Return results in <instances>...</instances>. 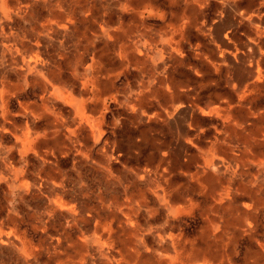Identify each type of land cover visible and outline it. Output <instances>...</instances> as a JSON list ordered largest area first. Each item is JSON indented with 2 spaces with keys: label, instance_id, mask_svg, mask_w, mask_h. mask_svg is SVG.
Returning a JSON list of instances; mask_svg holds the SVG:
<instances>
[{
  "label": "bare ground",
  "instance_id": "bare-ground-1",
  "mask_svg": "<svg viewBox=\"0 0 264 264\" xmlns=\"http://www.w3.org/2000/svg\"><path fill=\"white\" fill-rule=\"evenodd\" d=\"M144 1L148 0H131L130 3L120 0L124 2L121 3L123 11L128 10L130 4ZM43 3L46 6H42ZM67 3L68 0H32L23 6L16 4L15 0H0V184L3 182L8 184L9 192L18 195L20 203H25L29 196H40L44 190H47L50 196L47 206L34 221V227L46 236L39 244L34 243L29 231L19 227L18 223L23 220V215L17 209L9 206L5 212L0 211V264H6L4 262L6 252L11 253L16 260H21L23 264H264L261 258L240 263L226 256L227 249L220 253V247H217L215 257L200 255L199 247L194 241L191 240V243L187 244L183 234L171 228L181 216L190 215L194 211L195 200L187 190L173 186L172 181L168 179L173 173V167L169 166L166 154L156 166L131 168L126 183H118L119 185L115 187L116 192L111 193L106 199L100 197L96 204L91 203V193L82 185L71 198L63 196L71 188L67 187L56 152L62 153L61 147L65 143L70 144V151L80 153L88 162V143L90 141L94 145L103 143L102 152L108 163L103 164L104 167L97 162L95 164L109 176L111 179L108 180L109 184H114L111 167L114 151L106 147V141L101 140V132L97 129L100 119L94 116L100 98L98 87L104 86L112 77L101 61L112 64L113 59L110 55L97 56V63L101 69L99 72L108 71L104 73L105 80L98 76L103 73L93 76L88 75L90 73L87 70L82 72L81 65L85 54L80 52L79 38L85 37L86 34L78 33L73 19L76 11L72 5L67 7ZM43 8L48 9V17H52L49 19L45 16L40 22L34 17L38 16ZM33 18L34 25L30 24L34 26L31 36L17 27L20 20L27 24L33 22ZM239 19L242 21L244 18L241 16ZM247 21L253 26L258 24L256 18L250 17ZM262 22L264 25V21ZM171 25L173 32L181 27ZM120 28L112 29L108 25L101 28L99 37L106 40L105 52L116 51L119 56L123 52L124 43L117 44V41L124 39L118 33ZM174 33L161 37V48L145 41V47L149 51L145 55L153 51L159 59L164 58L163 55L173 57V53L179 52L181 46ZM235 40L233 36L218 42V56L221 62L238 64L233 67L234 70L227 68L225 71L231 87L221 92L218 97L220 99L228 97L224 103L227 104L229 123L237 120L230 113L234 109L230 103L235 97L240 104H248L247 109L242 105L239 108H243L246 114L256 118L251 130L239 122L229 125L230 131L237 134L236 137L238 135L242 137L241 142L231 146L230 150L235 162L238 160L236 155L240 154L245 167L254 166L256 163L257 177L252 180V186L255 188L251 194L260 195L256 191L264 192V147L260 146L257 136L261 135L264 141V65L262 67L261 59L254 60L256 58L254 53L259 54L260 46L249 40V46L253 51L250 58V60L253 58L252 66L241 55L242 53L240 54ZM30 41L32 44L26 43ZM30 44L33 48H26ZM68 48H74L73 54L69 53ZM135 49L138 55H143L139 47ZM247 49L245 51H248ZM69 56L73 57L74 65L71 76L64 72V65ZM186 75L191 79V76ZM196 75L199 76V73ZM169 77L168 74L158 75V78L151 75L148 84L142 82L139 91H133L134 100L139 101V98L146 97L147 88L152 84L168 90L170 87H178V83L169 87L168 83L172 81L168 79ZM90 87L96 88L94 102L86 98ZM28 88L40 90L38 102L19 100L20 95L29 94ZM13 101H16L19 107V111L14 114L11 113ZM66 109H69L71 120L64 115ZM217 110L215 107L208 113ZM189 115V109L184 107H177L171 113L173 123L178 122L176 126L180 127L183 134L187 130L184 124ZM182 141H179L181 142L180 146L178 143L179 147L182 146ZM259 141L262 143L260 139ZM182 148L183 146L181 152ZM176 155L177 163L181 165V156ZM31 156L37 160V165L28 160ZM17 157L21 161L20 165L16 161ZM213 161L214 159L207 160L202 171L205 172L204 169L214 165ZM224 163L223 159L217 163L216 168L220 174L211 179L213 185L206 196L211 201L205 213L207 225L200 237L201 241L213 247L224 246L229 233L233 235L235 231L240 232V228L243 229L244 226L250 228L253 224L250 220L252 212L247 213L248 210L244 208L242 215L233 205L235 198L232 197L238 191L235 187L237 183L235 175L239 165L230 169ZM245 175L243 169L240 176ZM198 176V171L190 175L191 179ZM118 187H121V190ZM240 187L249 191L245 186ZM254 198L258 203L255 205V211H258L260 206L264 205V198ZM6 200L12 202L9 198ZM237 211L239 213L235 217ZM160 217L161 225L156 227L155 224ZM65 224L68 226H64ZM44 252L47 258L40 260Z\"/></svg>",
  "mask_w": 264,
  "mask_h": 264
},
{
  "label": "rangeland",
  "instance_id": "rangeland-1",
  "mask_svg": "<svg viewBox=\"0 0 264 264\" xmlns=\"http://www.w3.org/2000/svg\"><path fill=\"white\" fill-rule=\"evenodd\" d=\"M68 1L79 12L73 17L78 33L84 32L86 34L85 37L79 38L80 52L85 54L83 65H81L82 72L87 70L90 73L88 75L93 76L103 73L98 74L102 80L106 79L105 72L110 71L112 76L104 86L98 87L100 98L97 104L98 110L94 116L100 119L97 129L101 132V140L106 141V147L114 151V160L111 162L114 184H109L108 180L111 179L98 166L102 165L104 167L103 164L108 163V160L104 158V152H102L103 143L100 142L98 145H94L91 141L88 143L89 162L82 158L80 153L70 151V144L65 143L61 147L63 149L62 153L56 152L59 166L65 175L67 187L71 188L69 194H63V196L71 198L77 194V190L82 185L86 186V191L91 193V203L96 204L100 197L106 199L111 193L116 192L115 187L119 185L118 183H126V177H129L131 168L145 165L156 166L163 155L166 154V160L168 159L170 163L169 166L173 167V173L168 179L172 181L173 186L180 187L184 191L187 190V193L195 200L194 211L190 215L181 216L178 221L173 223L171 228L177 233L181 232L187 244L191 243V240L194 241L199 247L198 252L200 255L215 257L217 247H220V253L227 249L226 256L240 263L257 260V258L264 260V205L260 206V210L255 211V205L258 203L254 200V197L264 198V192L256 191L260 195L251 194L255 188L252 186V180L257 177L258 167L255 165L256 163L254 166L245 167L240 154L236 155L238 160L235 159V162L230 150L231 146L241 142L242 137L239 135L236 137L237 134L230 131L229 125L239 122L246 129L251 130L256 118L253 115L246 116L243 108L247 109L248 104H240L235 97L230 103L234 108L230 113L237 120H232L229 123V112L226 110L227 104L224 103L228 97L213 100L209 97L208 91L209 88H216L220 92H224L231 87L230 81H227L225 70L238 65L237 63L232 65L233 62L231 64L230 62L226 64L221 62L218 56V42L225 37L230 39L235 30L234 26L238 27L235 37L246 39L252 35V32L239 27V22L233 19V13L230 11L228 4L223 3V0H208L202 6L182 3L180 9L177 10L168 8V0H159L158 4L161 5V9L167 13V16L163 19L157 13H150L143 9H138V14L142 13V17L137 16L133 8L123 11L122 6L116 0L99 1L103 3V6L106 5L108 9L100 7L98 4L91 13L87 14L80 11L82 6L92 2L91 0ZM124 1L129 3L131 0ZM235 1L238 2L242 11H248L246 8L250 9L257 0ZM31 2L32 0H15L16 4L23 6ZM108 11H111V13ZM106 12L107 15H105ZM135 12L137 13V10ZM32 15L34 17V10ZM46 15V9L43 8L39 21L42 22ZM30 24L34 25V18L33 22L27 24L20 20L17 22V27L31 36L34 26ZM171 24L180 25L183 29L184 36H182V39L178 38L181 42L180 51L173 53V57L170 59L168 55H163L164 58L159 59L153 51L145 55L146 52H149L145 47V41L148 44H156L161 48L160 39L162 36H170L169 26H172ZM106 25L112 29L121 27L118 33L124 39L120 42L117 41V44L122 45L124 43L125 48L120 56L116 51L105 52L104 43L106 40L101 39L99 34L101 28ZM70 42L73 44L71 40ZM26 43L32 44L31 41ZM31 44L26 48H33ZM135 47H139L143 55H138ZM68 49L70 50L69 53L72 52L73 54L74 48ZM98 55H110L113 59L112 64L111 62L107 64L101 61L108 71L99 72L101 69L97 63ZM72 59L73 57L69 56L64 65V72L68 76L73 73ZM216 68H218V71H216ZM180 72L190 73L191 79L186 74H180ZM197 72L199 76L196 75ZM165 74L170 75L168 79L173 78L174 83H178V87L173 88L170 85L171 89L168 90L152 84L151 87L147 88L146 97L139 98V101L134 100L133 91H139L138 88L142 82L148 84V78L151 75L158 78V75L164 76ZM115 76L117 77L115 78ZM79 87L84 89L80 85ZM173 89H177L175 93ZM27 90L29 94L20 95L19 100L22 102H38L40 90L38 88H28ZM95 90V87H90L89 94L86 96L92 102H94ZM188 92L189 95H187ZM240 105L243 106L242 109L239 108ZM186 106H189V108ZM177 107L189 109V119L184 124L187 128L185 134L182 133L180 127L176 126L178 122L177 124L173 123L174 120L171 117V113ZM215 107L218 108L217 111L208 113ZM18 111V105L16 101H13L11 113L14 114ZM68 112L69 109L64 110V115L71 120L72 116ZM179 124H181V120ZM258 138L262 141L261 135L257 136ZM259 139L260 146L264 147V141L260 143ZM178 140H183L182 152L180 151L182 146L179 147L181 142ZM176 154L181 156V165L177 163ZM209 159H214V165L204 169L205 172H203L202 167ZM222 159L225 166L230 169H234L237 164L239 165L235 175L237 181L235 187L238 188V191L232 197L235 198L233 205L241 214L244 208L248 210L247 213L252 212L250 220L253 224L250 228L244 226L243 229L240 228V232H233L234 236L229 233L225 240L227 243L224 246L213 247V245H207L205 241H201L200 237L207 225L205 213L211 202L206 196L210 193L213 185L211 179L213 176L220 174L216 167ZM28 160L33 165L38 164L33 156ZM16 161L20 165L21 161L18 157ZM243 169L246 175L241 177L240 174ZM197 171L199 172L198 178L191 179L190 175ZM241 185L249 191L243 190L240 187ZM118 188L121 190V187ZM237 195L239 196L237 197ZM48 197L50 196L47 190H44L40 196H29L25 203H20L19 196L10 193L8 184L3 182L0 184V211L5 212L9 206L17 209L23 215V220L18 223L19 227L24 231H29V236L34 243L39 244L46 239V236L34 227V221L36 220L35 217L39 216L47 206ZM6 198L11 199L12 202L6 200ZM238 211L235 212V217L239 213ZM94 224L93 221L92 225ZM155 225L160 227L161 217ZM64 226L67 227L68 225L65 224ZM5 256L4 262L6 264H23L21 260H16L9 252H6ZM46 258L47 254L44 252L39 259L45 260Z\"/></svg>",
  "mask_w": 264,
  "mask_h": 264
},
{
  "label": "crops",
  "instance_id": "crops-1",
  "mask_svg": "<svg viewBox=\"0 0 264 264\" xmlns=\"http://www.w3.org/2000/svg\"><path fill=\"white\" fill-rule=\"evenodd\" d=\"M91 1L92 2L88 3L87 5L82 6V9H81L80 12H82L84 14L91 13V11L98 4L100 5V7H104L105 9H108V7L106 5L103 6V3H101L104 0H91ZM99 1H101V2H99ZM105 1H108V0H105ZM116 1H117V3L120 6L122 5L121 3H124V2H120V0H116ZM168 1H169L168 2L169 3L168 4V8L169 9H175V10H177V9H180V5L182 3L183 4L192 3L193 5H196V6H202L208 0H196V2L193 1V0H189L188 2H186V0H168ZM159 2H160L159 0H156V1H150V0H148V1H144V2H139L137 4H132V5L130 4V6H128V9H130V8L135 9L134 10V13L137 16H139V17H142L143 16L142 13L138 14L139 13V10H142L143 9L145 11H149L150 13L155 12V13H157L159 15L160 18L163 19V18H165L167 16V13L161 9V5L158 4ZM129 3H130V1H129ZM223 3L224 4H228L230 11L233 13L232 14L233 15L232 16L233 19L236 20V21H238V22H241V23H239V25H240L239 27L246 28V29H248V30H250L252 32V35L249 38H246V39H242V38H240L238 36L235 37V35H236L237 31H238V27L236 26V29L234 31L235 33H233V35H231V37L234 36V38L236 39L235 42L237 44V49L240 51V54L242 53L241 55H243L245 57L246 61L248 60V64H252V66H253V64H254V63H252L253 62V58H252V60H250V58L253 56V53H252L253 51H252V48H250V46H249V40L253 41L256 46H258V47L260 46L261 47V50H260V52H259L258 55H256V53H254V56L256 57L254 60L258 61V60L261 59V63H262L261 65L263 67V65H264V43H263L264 42V38H263L264 37V27L263 26L264 25H263V22L262 21H264L263 20V18H264V0H257V1H255L253 3V6H251L250 9L246 8L248 11H242L240 9V5L235 0H223ZM150 4H152V6H150ZM68 5H72L73 6L74 11H76V14L79 13L78 12V9L71 2L68 1L67 7H68ZM42 6H46V4L43 3ZM186 6H189V5H186ZM232 9H233V11H232ZM136 10H137V13L135 12ZM48 11L49 10L46 9V12H47L46 18H49L50 19L52 16L48 17L49 16ZM188 11L190 12V10H188ZM108 12L111 13V11H108ZM237 12H238V14H236ZM40 14H37L38 16H35L34 18L40 19ZM105 15H107V12H106ZM86 16H88V15H86ZM241 16H243L244 19L242 21H239L240 20L239 18ZM176 17H177V14H176ZM250 17L251 18H256L258 20V24L255 25V26L249 24L247 20L250 19ZM179 19H180V16H179ZM169 28H170V26H169ZM233 28H235V26ZM174 32H173V29L171 27L170 28V31H169V34L174 33L176 40H178V38L182 39V36H184L183 35V29L181 27L177 31H174ZM223 39H226V37L223 38ZM241 45H242V47H241ZM245 46H247V47H245ZM242 48H245V49L248 48L250 50L247 49L248 51H245V49H243L244 50L243 51ZM165 64H164V66H165ZM254 67H256V66L254 65ZM229 69L230 70H234L233 67L232 68H229ZM180 74H189V76H191L190 73L180 72ZM171 80L172 81L169 82L168 84H170V85L173 84V86H174L175 80H173V78H171ZM222 90H223V88H222ZM208 91H209V97H212L211 99H213V100L218 99L219 98L218 96L221 93L216 88H209ZM244 104H246V103H244ZM247 115L249 116V114H246V116Z\"/></svg>",
  "mask_w": 264,
  "mask_h": 264
}]
</instances>
